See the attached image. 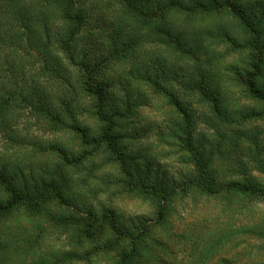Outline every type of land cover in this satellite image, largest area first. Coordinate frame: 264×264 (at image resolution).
Listing matches in <instances>:
<instances>
[{
	"label": "rangeland",
	"instance_id": "rangeland-1",
	"mask_svg": "<svg viewBox=\"0 0 264 264\" xmlns=\"http://www.w3.org/2000/svg\"><path fill=\"white\" fill-rule=\"evenodd\" d=\"M144 1L155 12L156 0H137L138 10L123 0H0V171L13 184L55 180L67 199L0 215V264H120L142 234L133 264H264V104L248 93L251 81L264 90V0H213L210 13L186 19L216 40L202 37L193 55L208 97L185 80L173 90L187 115L120 58L118 26L129 12L145 17ZM39 10L48 15L36 22ZM206 160L218 195L192 186ZM230 181L261 194L232 191ZM8 198L0 184V204Z\"/></svg>",
	"mask_w": 264,
	"mask_h": 264
},
{
	"label": "trees",
	"instance_id": "trees-1",
	"mask_svg": "<svg viewBox=\"0 0 264 264\" xmlns=\"http://www.w3.org/2000/svg\"><path fill=\"white\" fill-rule=\"evenodd\" d=\"M69 1V0H67ZM129 8H134L133 10H138L139 6L137 0H123ZM187 2H182L181 0H156V10L152 12L148 8L151 5V1L143 2L142 6L146 3L143 8L147 12L145 17L138 18V14L129 12V16H126L123 22L120 23L118 28H121L117 34L124 36V43L120 44L118 50L123 53V56L120 57L121 60L129 58V71L134 79L141 78L152 82L153 86L157 89L163 90V93L166 96H169L172 103L177 109H180V113L187 115L184 112L183 99L178 96L173 90H178L182 84L183 80L186 82L185 89L189 90H198L206 98L209 95V92L204 91L205 80L199 79L202 77V71L204 68L199 62L193 64L194 60L197 58L193 56L195 52L204 50L202 46V37L208 38L210 43H216V40L210 39L209 32L207 30H194L197 29L192 22L193 17H199V11L203 8L205 12L210 13V8H206L213 2V0H197V4H192L190 1L196 0H186ZM205 3V4H204ZM137 4V5H136ZM136 5V6H135ZM239 4H234V8H231L233 14L242 20L243 22H248V17L250 16L248 10L240 7ZM70 4V9H71ZM35 8H37L34 5ZM202 7V8H200ZM221 11L224 9H220ZM75 18H81L80 12L77 10ZM79 13V14H78ZM44 11L36 12V22L40 21V18H46ZM50 16V14H49ZM137 17V19L135 18ZM74 17V16H72ZM48 18V17H47ZM188 18H192L186 20ZM69 19H71L69 17ZM139 19L145 20L143 23H140ZM35 22V23H36ZM181 22L183 26L192 25V31L190 34H186L185 27L182 29L177 24ZM132 28L137 29L133 34L131 33ZM143 29H146L143 30ZM216 31L223 30V39L228 41V28L224 25L217 26ZM144 31V32H142ZM206 36V37H205ZM215 38V37H214ZM148 46V49L146 48ZM143 60L138 64L134 60L138 55L143 54ZM181 52V56L188 60L182 61L178 64L177 58H175V53ZM193 52V53H192ZM134 55V57H133ZM187 57V58H186ZM201 62V61H200ZM125 63V62H124ZM203 69V70H202ZM199 73V76L196 73ZM127 75V74H126ZM250 87H248V93L254 97L255 100L261 101L264 104V90L259 89L255 86V82L251 81ZM170 87V88H169ZM178 87V88H177ZM183 87V86H182ZM207 87V86H205ZM172 88V92H171ZM182 94L186 96L188 94ZM214 113L218 116L222 113L219 109L218 104L214 106ZM264 114V112H263ZM258 114L255 110L249 112L250 117H255ZM55 120L60 122V117H55ZM244 137L245 134H244ZM256 137V136H255ZM108 142V145L115 149V144L112 141L110 136L105 135L104 137ZM224 138V137H223ZM254 138V137H252ZM249 140L250 138H246ZM224 140V139H223ZM222 140V141H223ZM53 150H55L53 148ZM194 154H196L195 150ZM57 151V150H56ZM197 151V150H196ZM58 152H63L62 148H58ZM200 153V151H198ZM197 156L196 162L200 164L199 154ZM86 155L81 157L69 158L65 156L64 164L67 166L78 165L85 160ZM208 161H202L199 168H201V175L195 182H193V187L202 189L207 195L213 196L218 195L219 190L217 188V180L209 174ZM4 173V174H3ZM20 180L19 184L10 183V181L5 177V172L0 171V184L5 189L9 198L5 203L0 204V215L5 216L10 213L13 209L17 208L19 205H28L33 212L38 211L39 206L44 202V200L49 199V197L54 196L59 199V203L66 202V197L61 192L60 188L53 182H48L44 178L35 179L25 178L24 175ZM228 189L244 193V194H261V192L254 186L252 182H240V181H230L228 182ZM61 201V202H60ZM62 204V203H61ZM63 221L65 217H62ZM165 219V207L161 206L158 211V222H161ZM145 231L147 230L144 228ZM144 237L140 235L136 238L131 237V250L128 253H125L122 256V261L120 264H133L137 257L139 249V241Z\"/></svg>",
	"mask_w": 264,
	"mask_h": 264
}]
</instances>
